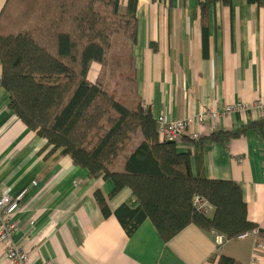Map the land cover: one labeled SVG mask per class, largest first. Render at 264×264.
<instances>
[{
    "label": "crops",
    "instance_id": "crops-1",
    "mask_svg": "<svg viewBox=\"0 0 264 264\" xmlns=\"http://www.w3.org/2000/svg\"><path fill=\"white\" fill-rule=\"evenodd\" d=\"M5 2L0 0V13ZM201 2L139 0L134 47L139 96L156 119L179 120L236 105L215 123L196 127L197 155L189 141L177 146L191 151L194 173L241 185L248 219L264 241V136L245 128L264 117V105L257 106L264 104V2ZM1 74L0 60V80ZM89 79H97L94 70ZM9 103L0 84V192L15 196L28 189L14 242L31 253L30 264H221L222 255L249 263L252 236L226 239L220 247L218 233L191 224L165 242L150 219L129 235L115 212L132 201V190L111 196L112 180L93 178L70 155L53 151ZM239 104L244 107L236 108ZM217 130L231 137L211 141ZM112 169L122 171L123 165ZM98 190L112 212L107 217L96 201ZM0 264H8L1 249Z\"/></svg>",
    "mask_w": 264,
    "mask_h": 264
},
{
    "label": "trees",
    "instance_id": "trees-1",
    "mask_svg": "<svg viewBox=\"0 0 264 264\" xmlns=\"http://www.w3.org/2000/svg\"><path fill=\"white\" fill-rule=\"evenodd\" d=\"M211 1L219 0L201 5ZM138 6L139 0H6L0 13V84L9 92V108L53 151L70 155L93 178L112 180L111 196L132 190V201L115 212L129 235L147 219L165 242L191 224L225 239L255 229L261 234L248 219L239 183L194 173L191 151L160 139L157 119L138 92ZM207 27L204 21L206 39ZM118 48L123 50L116 56ZM94 63L114 81L128 83L126 100L108 88L105 71L89 79ZM245 128L263 137L264 117ZM230 137L217 130L210 140ZM185 140L197 155L201 141ZM118 163L122 171L112 169ZM196 197L214 207L212 216L196 207ZM95 198L103 214L111 215L104 194L98 190ZM220 262L236 264L226 255Z\"/></svg>",
    "mask_w": 264,
    "mask_h": 264
},
{
    "label": "built area",
    "instance_id": "built-area-1",
    "mask_svg": "<svg viewBox=\"0 0 264 264\" xmlns=\"http://www.w3.org/2000/svg\"><path fill=\"white\" fill-rule=\"evenodd\" d=\"M263 105V102L257 103V106L261 108H263ZM235 106L228 105L223 112L219 109L208 108L196 115H190L179 120H168L162 115L157 119L160 139L175 142L177 145H181L185 138L198 141L201 138V133L197 130V126H203L207 122L215 123L223 114H230ZM243 107V104H239L236 108ZM33 184L36 185V181ZM27 191L28 189H24L15 196L0 192V249L3 251L8 264H30L32 259L31 253L24 246H18L14 242V235L19 231L20 226L17 216L22 210ZM195 205L200 211L212 216L214 207L206 200L196 197ZM247 236H252L254 239L248 264H260L264 252V241L261 239L259 230L255 229L239 237L245 238ZM225 241L226 239L222 235L218 234L216 236L218 246L221 247Z\"/></svg>",
    "mask_w": 264,
    "mask_h": 264
},
{
    "label": "rangeland",
    "instance_id": "rangeland-1",
    "mask_svg": "<svg viewBox=\"0 0 264 264\" xmlns=\"http://www.w3.org/2000/svg\"><path fill=\"white\" fill-rule=\"evenodd\" d=\"M122 48H118V50L116 51V53H114V55L118 56L119 54H122ZM100 65V66H99ZM100 67V69H99ZM93 70L97 73V78L100 76H104L103 73L105 71L106 73V77L104 76V79L107 83V86L110 90H116L117 93H119L120 97L124 98L125 100L127 99L126 97V94L127 92H129L128 90V83L124 82L121 78H117L115 81L113 78L110 77V74L107 72L106 69L103 68V65L101 64H95L93 66ZM92 68H91V71H93ZM133 98V95H130L129 97V101H131L130 99ZM185 139L183 140L182 143H184Z\"/></svg>",
    "mask_w": 264,
    "mask_h": 264
},
{
    "label": "water",
    "instance_id": "water-1",
    "mask_svg": "<svg viewBox=\"0 0 264 264\" xmlns=\"http://www.w3.org/2000/svg\"><path fill=\"white\" fill-rule=\"evenodd\" d=\"M169 142H172V141H169Z\"/></svg>",
    "mask_w": 264,
    "mask_h": 264
},
{
    "label": "bare ground",
    "instance_id": "bare-ground-1",
    "mask_svg": "<svg viewBox=\"0 0 264 264\" xmlns=\"http://www.w3.org/2000/svg\"><path fill=\"white\" fill-rule=\"evenodd\" d=\"M259 230V229H258ZM260 233V232H259Z\"/></svg>",
    "mask_w": 264,
    "mask_h": 264
}]
</instances>
